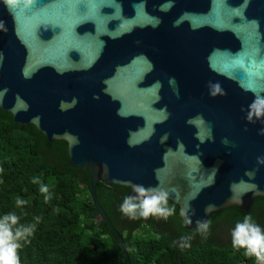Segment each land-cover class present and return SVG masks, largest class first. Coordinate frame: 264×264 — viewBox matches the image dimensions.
<instances>
[{
	"label": "water",
	"instance_id": "obj_1",
	"mask_svg": "<svg viewBox=\"0 0 264 264\" xmlns=\"http://www.w3.org/2000/svg\"><path fill=\"white\" fill-rule=\"evenodd\" d=\"M0 21V108L67 143L127 264L99 180L159 184L186 229L264 196V123L246 119L264 95V0H0Z\"/></svg>",
	"mask_w": 264,
	"mask_h": 264
},
{
	"label": "trees",
	"instance_id": "obj_2",
	"mask_svg": "<svg viewBox=\"0 0 264 264\" xmlns=\"http://www.w3.org/2000/svg\"><path fill=\"white\" fill-rule=\"evenodd\" d=\"M34 177L49 187L47 202ZM129 189L102 180L96 184L97 199L123 237L130 264H256L243 248L232 246V229L249 214L264 229V196L255 197L247 211L234 205L212 212L202 233L184 227L170 200L175 214L158 216L166 230L155 226L154 216L144 221L116 212ZM17 196L28 204L17 208ZM11 211L21 224L41 218L34 235L21 241L20 264H127L116 236L96 220L88 169L69 164L67 143L48 141L34 125H20L0 108V217ZM221 227L225 241L216 238Z\"/></svg>",
	"mask_w": 264,
	"mask_h": 264
},
{
	"label": "clouds",
	"instance_id": "obj_3",
	"mask_svg": "<svg viewBox=\"0 0 264 264\" xmlns=\"http://www.w3.org/2000/svg\"><path fill=\"white\" fill-rule=\"evenodd\" d=\"M23 4L28 7L33 0H6V4L16 6ZM11 11V8H10ZM0 28L6 31L3 21H0ZM2 60V56H0ZM210 95H226L219 82H209ZM243 111V109H242ZM246 119L250 123H256L260 120L264 123V95L256 94L252 103L248 106ZM259 134L264 135V127L259 129ZM222 143L228 144L225 138ZM257 163L264 165V156L257 157ZM251 178L255 177V170L245 173ZM33 183L40 185V192L44 194L47 202L51 199L49 187L43 184L39 178H33ZM132 190L136 195H126L120 205V211L130 217L136 219L138 217L148 218L149 216H159L167 219L175 214V207L169 206V192L158 185L145 187L142 184H133ZM28 204V201L17 196L15 205L17 208ZM213 205H208L205 211H209ZM194 214V209L192 210ZM41 218L35 217L34 222L27 224L20 223V216L15 211L8 212L0 217V264H20L18 250L21 248V241H27L33 236ZM197 230L206 233L210 227V222L206 220L196 221ZM232 246L236 249L243 248L245 255L254 257L256 264H264V229L256 223L253 217L245 215L242 222H237L232 229Z\"/></svg>",
	"mask_w": 264,
	"mask_h": 264
},
{
	"label": "flooded vegetation",
	"instance_id": "obj_4",
	"mask_svg": "<svg viewBox=\"0 0 264 264\" xmlns=\"http://www.w3.org/2000/svg\"><path fill=\"white\" fill-rule=\"evenodd\" d=\"M116 212H121V211H116ZM143 220L145 221L146 218L143 219ZM153 223H155V226L157 228L161 229V230H166L167 229L166 228L167 226L165 225V221H163L162 219H160L158 216H154Z\"/></svg>",
	"mask_w": 264,
	"mask_h": 264
},
{
	"label": "rangeland",
	"instance_id": "obj_5",
	"mask_svg": "<svg viewBox=\"0 0 264 264\" xmlns=\"http://www.w3.org/2000/svg\"><path fill=\"white\" fill-rule=\"evenodd\" d=\"M220 231L222 232V234H218V233H215L216 234V238L217 239H220V240H223V241H225V240H227L228 239V237H226V234H225V232H226V229L224 228V227H221L220 228Z\"/></svg>",
	"mask_w": 264,
	"mask_h": 264
}]
</instances>
